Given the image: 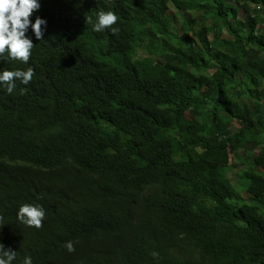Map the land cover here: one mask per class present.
<instances>
[{
	"label": "trees",
	"instance_id": "1",
	"mask_svg": "<svg viewBox=\"0 0 264 264\" xmlns=\"http://www.w3.org/2000/svg\"><path fill=\"white\" fill-rule=\"evenodd\" d=\"M149 1L60 0L31 17L47 22L43 40L26 33L35 75L11 94L0 83L12 264H264V0ZM108 10L112 37L93 30ZM29 66L0 58V72ZM24 203L43 206V227L17 219Z\"/></svg>",
	"mask_w": 264,
	"mask_h": 264
},
{
	"label": "clouds",
	"instance_id": "2",
	"mask_svg": "<svg viewBox=\"0 0 264 264\" xmlns=\"http://www.w3.org/2000/svg\"><path fill=\"white\" fill-rule=\"evenodd\" d=\"M45 1L46 5H51L60 0H0V58L19 60L29 66L32 59V49L36 46L32 39L26 34L29 27L35 34L37 40H43L46 20L36 17L32 22L31 17L40 8V2ZM119 16L111 11H100L97 21L93 25V30L102 32L107 37H112L113 33L118 31L115 24ZM92 23L91 20L88 21ZM35 75L33 68L29 66L27 70H5L0 72V83L6 86V90L11 94L16 84L20 86V81L24 85L29 84ZM18 87V86H17ZM22 87V86H21ZM51 139V138H50ZM66 142L64 139H57L50 148L51 163L59 161L66 151ZM46 218V211L40 204L24 203L17 212V219L29 226L35 228L43 227V221ZM4 217L0 215V223ZM69 252L75 251L72 241L64 245ZM17 252L12 249L5 250L3 243H0V264H12L16 259ZM152 256L158 258L159 254L153 252ZM22 264H32L31 256H26Z\"/></svg>",
	"mask_w": 264,
	"mask_h": 264
},
{
	"label": "rangeland",
	"instance_id": "3",
	"mask_svg": "<svg viewBox=\"0 0 264 264\" xmlns=\"http://www.w3.org/2000/svg\"><path fill=\"white\" fill-rule=\"evenodd\" d=\"M239 18H243V12H242V11L239 12ZM259 29H261V26L259 27ZM262 88H264V86H262L259 90H261ZM236 124L239 125L238 123H236ZM229 153H232V152H229ZM258 154H259V153H258V150H256V151L254 152V155H255V156H258ZM230 163H231V164H234V165H238V167H239L240 169L243 167V165L240 164V160L235 159L233 155L230 156ZM235 175H236V170H233L232 173L230 174V177L232 178V181H233V182H234V180H235ZM237 186H238V185H237ZM237 186H236V187H237ZM239 197L244 198V199L246 200V201H244V202H249V204H252V202H251V197H250L249 195L245 194L244 192H241L240 195H239ZM232 202H233V201H232Z\"/></svg>",
	"mask_w": 264,
	"mask_h": 264
},
{
	"label": "bare ground",
	"instance_id": "4",
	"mask_svg": "<svg viewBox=\"0 0 264 264\" xmlns=\"http://www.w3.org/2000/svg\"><path fill=\"white\" fill-rule=\"evenodd\" d=\"M94 1H95L94 3L98 4V3H100V2H105V3H106V2H111V1H113V0H94ZM153 1H154V0H153ZM153 1H149V2H153ZM39 2H40V7H41V6H44V5L46 6V8H48V7H53V6L46 5L45 1H39ZM82 2H83V4L85 5V0H82ZM155 2H158V1L155 0ZM155 2H154V4H156ZM159 2H160V0H159ZM157 4H159V3H157ZM157 4H156V5H157ZM156 5H155V6H156ZM149 8H150V7H148L147 10H148ZM156 8H157V7H156ZM159 8H160V7H159ZM56 10H57V9H56ZM155 10H156V9H155ZM98 11H99V10H98ZM98 11H97V12H98ZM151 11H152V10H151ZM158 11H159V9H158ZM152 13H153V12H152ZM158 13H159V12H157V15H156V16H158ZM160 13H161V12H160ZM53 14L55 15V17H56L57 20H60V21H61V25L64 26L65 20L63 19V17H59V15L56 13V11H55ZM154 14H156V13L154 12ZM161 14H162V13H161ZM160 16H162V15H160ZM150 17H151V16H150ZM150 19H151V22H152V18H150ZM44 36H45V35H44ZM44 36H43V39L45 38ZM34 40H37V39L35 38ZM62 43H64V42H62ZM129 94H131V93H129ZM130 96H131V95H130ZM130 96H129V97H130ZM132 98H133V96H132ZM130 99H131V98H130ZM138 99H139V98H138ZM138 99H137V100H138ZM132 100H133V99H132ZM134 100H136V97L134 98ZM134 100H133V101H134ZM150 104H151V103H150ZM150 106H151V105H150ZM120 107H121V105L118 107L119 110H120ZM121 108H122V107H121ZM150 108H151V107H150ZM150 108H149V110H150ZM116 110H117V109H116ZM121 110H123V109H121ZM119 112L122 113V111H118V114H120ZM123 112H124V110H123ZM116 113H117V111H116ZM123 115H124V114H123ZM128 115H129V114H128ZM120 125H121V124H120ZM122 126L125 127V125H122ZM122 126H121V127H122ZM122 129H123V128H122Z\"/></svg>",
	"mask_w": 264,
	"mask_h": 264
}]
</instances>
